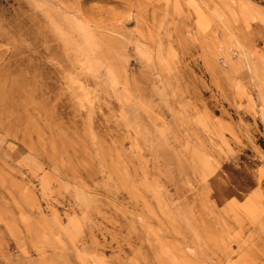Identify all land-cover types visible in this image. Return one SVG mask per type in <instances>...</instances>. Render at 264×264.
<instances>
[{"label": "rangeland", "instance_id": "obj_1", "mask_svg": "<svg viewBox=\"0 0 264 264\" xmlns=\"http://www.w3.org/2000/svg\"><path fill=\"white\" fill-rule=\"evenodd\" d=\"M0 264H264V0H0Z\"/></svg>", "mask_w": 264, "mask_h": 264}]
</instances>
